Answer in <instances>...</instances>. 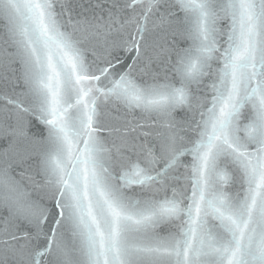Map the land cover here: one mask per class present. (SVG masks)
Returning a JSON list of instances; mask_svg holds the SVG:
<instances>
[{"label": "snow or ice", "instance_id": "snow-or-ice-1", "mask_svg": "<svg viewBox=\"0 0 264 264\" xmlns=\"http://www.w3.org/2000/svg\"><path fill=\"white\" fill-rule=\"evenodd\" d=\"M0 264H264V0H0Z\"/></svg>", "mask_w": 264, "mask_h": 264}]
</instances>
